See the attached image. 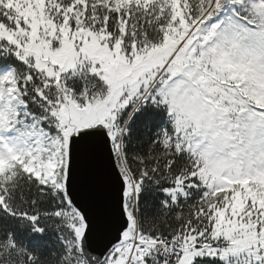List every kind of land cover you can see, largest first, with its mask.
<instances>
[{"label": "snow or ice", "instance_id": "1", "mask_svg": "<svg viewBox=\"0 0 264 264\" xmlns=\"http://www.w3.org/2000/svg\"><path fill=\"white\" fill-rule=\"evenodd\" d=\"M0 58V264H264V0H0Z\"/></svg>", "mask_w": 264, "mask_h": 264}, {"label": "trees", "instance_id": "2", "mask_svg": "<svg viewBox=\"0 0 264 264\" xmlns=\"http://www.w3.org/2000/svg\"><path fill=\"white\" fill-rule=\"evenodd\" d=\"M3 64H14V61L12 59H4V58H0V65H3ZM37 243H41L39 241H36V240H31L30 241V244L31 245H35Z\"/></svg>", "mask_w": 264, "mask_h": 264}]
</instances>
